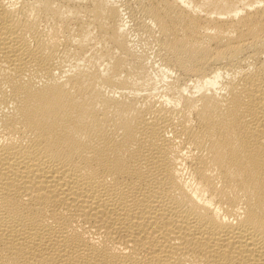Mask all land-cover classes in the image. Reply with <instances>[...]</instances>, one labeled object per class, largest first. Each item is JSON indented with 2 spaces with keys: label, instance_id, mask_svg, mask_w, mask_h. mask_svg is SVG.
Listing matches in <instances>:
<instances>
[{
  "label": "bare ground",
  "instance_id": "6f19581e",
  "mask_svg": "<svg viewBox=\"0 0 264 264\" xmlns=\"http://www.w3.org/2000/svg\"><path fill=\"white\" fill-rule=\"evenodd\" d=\"M0 264H264V0H0Z\"/></svg>",
  "mask_w": 264,
  "mask_h": 264
}]
</instances>
